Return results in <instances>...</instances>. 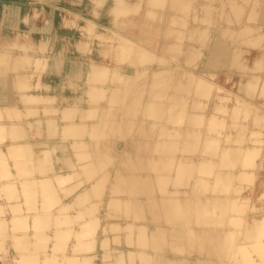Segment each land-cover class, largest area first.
<instances>
[{
	"label": "rangeland",
	"instance_id": "374dc122",
	"mask_svg": "<svg viewBox=\"0 0 264 264\" xmlns=\"http://www.w3.org/2000/svg\"><path fill=\"white\" fill-rule=\"evenodd\" d=\"M201 2H203V3L201 4ZM232 2L234 4L236 3L235 5H239L242 8H240L239 6H236L238 8H236V7L234 8L235 5L232 4ZM232 2H231V0H0V94L8 96L12 101L8 104H5V106H3L1 104V106H3V107L0 109V111L2 113V115H1L2 118L0 116V119H1L0 120V128H1L2 124L4 125L6 123L5 126H3V128L0 129L2 131V132H0V147H1L0 150H2L0 153L7 152V153H4L3 155H6L5 158H7V161H5V163L7 162L8 167L10 168V169H8V167L5 166V165H7L5 163H3L4 164L3 165L1 160H0V163H1L0 166L2 165L4 168L5 167L7 168V169L2 168L3 170L1 169L0 182H2L3 184L7 183L8 188H5V189L9 190L8 193L9 192L12 193L14 188L17 189V191L14 190V191H16V192H14V194L10 195V196L13 195L11 197V199H10V196L8 197V194H6L4 196V194L6 192L4 187H3L4 190L2 189V191H5V192H3L4 194L2 193V191L0 192V196L3 195V196H1V199H0V204L3 205V206L2 205L0 206L1 207L0 210L3 209L0 212V219L3 217L5 218V219L3 218L4 221H2V219L0 221V222H3L2 224H0V264H40L42 261L43 262L41 264H44V262H45V264H60V262H61V264H62V262L64 264H67L66 262H68V264H79V263L80 264H141L143 262L141 260V258L137 257V255H135V254L130 255L127 252L125 253L124 250L125 249L131 250L133 253H135L136 250H138V249H144L147 252H152L153 250H155V251H162L163 250L165 252V254L168 255V254H171L172 250L170 251V249H169V251H167V248H169L170 246L173 248L175 247V245H173V244H175L174 242L172 244L171 242L164 241V242H166V244L163 245L161 243V241H163L161 238V235H156V237L153 239L152 238H149V239L145 238V235L147 232V230H146L147 225L142 226L144 224L140 221V220H142V217H143V215L141 214L142 211L146 215H149V216L153 215L154 217L155 216L160 217L161 219L164 220L165 223L167 220H170L172 218L177 219V218L189 217L190 219L194 220V222L192 223L193 226H196V225L200 226V223L198 221L199 220L198 218H200L199 214L194 213V212L199 211V208L196 207V203L193 204L192 206H190L191 208H189L185 204L186 202L181 201V200L177 201L178 203H175L174 201L169 200V199L161 200L160 202H158L159 204L161 203L160 205L158 203H155L156 205H153V204H145V205L141 204L140 205V203L136 199L132 198V200H131V197L133 195L135 196L136 194L141 195V196L146 194V193L167 195L169 193L168 191L170 189L173 190L174 187H176V186L178 187V189H183V188L188 187V186H186L185 184L184 185L177 184L175 186L173 183H171V178L161 179V180L148 179V184L146 183L147 190L143 189V190L137 192L136 190H134L135 184L130 182V177H134L135 172L137 171V169H139L141 167V164H142L143 171H152L155 173H169V171H173L174 168H177L179 170L181 169V172L183 170L185 171V169H186V173H184V174H187L190 172V169L193 170L192 172H194V169H195L196 172H194V173L201 174L203 179H202V177L198 178L197 179L198 181L197 180L195 181L194 187H196V188L198 187L199 191H201L202 189L204 190V187H207V183L204 179L206 177L204 176V174L207 176V179L210 177L212 178V176L210 174L207 175L206 173H202V172H204V171L207 172L209 170L213 171V167L217 165V161H218L217 156H215L214 154L213 155L210 154V152L215 153L217 151H220L219 148L222 149V145L224 146V149L226 146L230 145L233 147H228L227 148L228 150H223L221 152L225 151V152L230 153L229 155H234V154L238 155L237 153L239 151H241V148L236 149L235 142L237 144V143H239V141L237 142L238 139L241 140L240 138L244 139V137H245V139L248 138L249 136L246 137L245 132L247 133V135L252 136V140L254 138H257L258 136L262 137V135H264L263 134L264 132L262 133L260 131L259 132L261 133V135H258V136H257V133H259L258 131L254 132L253 134H248L249 133L248 128H246L247 126H245L247 123L244 120H247V122H249L253 117L251 115L253 113H249V114L247 113L248 104H246L247 105V108L245 110L246 112H243V114H244V116H245V113L248 116L251 115V118H250V116L248 117L246 115V117L243 118L244 119L243 123H245V124L241 125V127L238 124L235 127L230 126V124H228V122L230 120L234 121L233 119L235 117H237V119H235V120H238V117L241 116V114L239 112L237 113V111H234L236 109H233V107H232V106H234V104H233L234 102H232V101H236L235 100L236 98L234 96H232L234 94V89H236L237 87L240 86L239 84H237L238 81H236V79L237 78H244L243 83L246 84L248 82L247 79H249L250 75L253 74L254 70H251L252 68H256V66H258L260 68H264V64H263L264 63V0H245V1L244 0H235V1L232 0ZM224 4H225V6H224ZM226 4L229 6H227ZM244 4H246V5H244ZM222 5H223V7H222ZM225 7H226L227 11L224 9ZM126 8H127V10L124 11V9H126ZM241 9H242V11H241ZM160 12H162L161 16L159 15ZM139 16H140V18L142 16L143 20H145V22L147 24H152L151 26H153V27H151L149 33H147L148 35L153 36L152 38L155 37L154 35L159 34V33H157L158 31L155 30L156 26H154V25L159 24L160 27H161V25H166V24H164L163 21H165V18L168 16L169 26H167V27H169L170 30L168 29L169 32H167V33H170L176 39L177 42L178 41L182 42V44H181L182 46L179 45L180 43H178V45L181 47V49L183 48L182 50L185 49L184 52L189 51L188 55L187 56L186 55L180 56L177 59V57H173L174 55L162 53L161 48L159 46L158 47L157 46L151 47L152 44H149V43L147 44L146 42H143V41L142 42L138 41V44L140 45L138 47L136 44L137 42L135 43L136 45H134V43L130 42L131 46L126 45V47H125V46H122V45H124V43L122 44V41H121V43L119 44L121 49L119 48V45H116L117 42L113 43V45H111L112 46L111 48H108V46H107L106 48L105 47H102V49L99 48L102 51H100L98 49L99 44L95 40V37L97 35H95L96 33L93 34L95 31L96 32H97V30L102 31L103 29L109 28L111 30L118 32L119 34L122 33L123 35H127L128 31L125 28L127 26L126 25V23H127L126 19H128V21H129L130 18L134 19L135 17H139ZM233 17H235V18H233ZM121 20H123V21H121ZM88 21H89V24H88L89 26L86 25L88 23ZM223 21H225V22H223ZM252 21H254L255 23ZM250 22H251V24H250ZM81 24H83V26L85 25L84 29L80 28ZM257 24L259 25V28L253 27V26L258 27ZM244 25L246 27H244ZM251 25H252V27H251ZM87 26L90 27V29L89 28L87 29L86 28ZM237 26L238 27L241 26V28H243V29H241L240 27L238 28ZM137 27H140V26H137ZM238 30H240L239 33H238ZM78 31H79V33H78ZM91 31H92V33H91ZM241 31H242V34L244 32V34H243L244 36L239 35L241 33ZM236 33H237V35H236ZM79 34H81L80 38H79ZM188 35H190V37H188ZM238 35L240 36V38L242 40V42H240L241 44H239L240 39L237 37ZM217 36L220 38L217 39ZM242 37H244V38H242ZM174 38H172V39H174ZM248 38H250V39H248ZM79 39L82 41V43L83 42L84 43L83 44L81 43L80 45H78V43L76 44V42L74 43V40L80 41ZM218 40H221V41L223 40V42L225 43L224 44L222 42V45L224 44L223 48H225V50L228 51V54H227V56H222L221 53L217 54V59L219 61H223L224 62L223 64H226V65H222V66H211L210 64H208L207 66L203 65L202 60L206 59L207 55H208V57L211 56V54L209 53L211 42L213 45L212 47L215 50L217 48V45H218V47L220 46ZM254 40L256 41L255 44L253 43ZM257 40H258V42H257ZM251 41H252V43H251ZM108 43L106 42V44H108ZM158 44H159V42H158ZM189 44H191V45H189ZM132 45L135 46V49H134V46H132ZM144 45L147 46L146 49H145ZM109 46H110V43H109ZM113 46L114 47L116 46V48H114ZM117 46H118V48H117ZM127 46H129V47H127ZM141 46L144 48H142ZM136 47H137V49L140 47L141 50L140 49L137 50ZM103 48H105V50H103ZM107 48H108V51H110V52H107ZM133 49L140 51V53L144 52V55L138 53L139 56L142 55L141 58H139L137 52L134 51ZM142 49L147 51V53H149V50H150V53H149L150 55L149 54L145 55L146 52L143 51ZM98 50H99V53H98ZM111 52H115V55H114V53H111ZM151 52L155 56L154 57L155 61H156V58L158 60V58L160 57L161 58L160 60L166 59L171 64H169V62H167L166 60H165L166 62L164 61L163 63L162 62L159 63V60H158V61H156L157 62L156 63L154 61V59L151 57V55H152ZM159 53H161V55ZM29 54H35V55L40 56V57L35 58V60H37L35 63L36 65L34 63H32V61L30 62L29 57H28ZM184 54H186V53H184ZM197 54H198V56H197ZM147 55L150 57H148ZM41 57L42 58L44 57V58L42 59ZM45 57H46V60H45ZM135 58H137V59H135ZM149 58H152L155 63H153V61H149L150 60ZM182 58H184V60H182ZM143 59L146 61V63H144ZM42 60H43L44 64L42 63V66L41 65L39 66V64H41V63H39V61L42 62ZM138 60H140V61H138ZM237 60L241 61L242 66L240 68H243V69H241V70H239V69L230 70L228 72V75H227V73L225 71H228V69H227L228 66L234 65ZM135 61L140 62V64L144 63L143 69H141L143 71V77L141 75L138 78H134L133 80H131L132 82L131 81H124V80H121L122 78L117 74V72H114V71H116V69H120L122 67L124 69L132 68V67L135 68L137 66ZM172 62H174L176 65H178L180 67L188 69L189 71L197 72L198 70H202L201 72L199 71L200 72V78L199 79H200V81H202L201 84H199V82H200L199 80H197L198 81L197 83L195 82V85H196L195 89L198 91L201 90L202 93L201 94H198V93L195 94L194 93V95L190 98H193L195 95H200L201 100H202L200 110H202L204 108L203 109L204 114H203V112L200 113L199 109H197V111L195 110L196 115L190 114L187 111L192 108L194 102H192V101L190 102L189 98L180 97V95H179V97H176L173 94H170L172 92V90H171L172 82L167 81V79L169 80L170 77L171 78L173 77V70L171 69L173 67ZM90 63H92V64L97 63L98 66H101V68H99L97 70L98 74H96L97 73L96 69L93 70L92 74L91 73L87 74L88 68H89L88 66ZM194 63H196V65H194ZM230 63H234V64H230ZM153 66H158V67L164 66L165 67L164 70L168 67H170V69L167 71H164L163 68L160 67L162 69V71H160L161 69H159L158 70L159 73L157 72L158 74H156V77L154 75L153 78L150 79L147 75H149L148 72L151 70V68H153ZM37 67L39 68L40 73L44 72L43 73L44 76L41 75L42 73L41 74L38 73V75L39 76L41 75V77L37 78V76H38L37 71H39V70H37L38 69ZM42 67L44 69H40ZM94 67H95V65H94ZM102 67L104 69H102ZM223 67L226 69H222ZM30 69H33V72ZM256 71H258V70H256ZM89 72H90V70H89ZM223 73L224 74L226 73V76L231 75V76H229V78H231V80H227V77ZM25 74H27L28 76L26 77ZM115 74L119 77L118 79H117V76ZM232 74L234 75V77H232ZM242 74H245V75H243L244 77L242 76ZM246 74L249 77H247ZM24 75H25V78H24ZM108 76L111 77V79H109ZM202 77H205V81H203V79H201ZM252 77H253V75H252ZM100 78L101 79L108 78L109 79L108 84L111 87L108 84H107L108 87H106L108 89L103 88V87H96L97 84L103 83V81H101ZM37 79H41V80L37 81ZM196 79H198V75H196ZM240 80L242 81V79H240ZM244 80L247 82H244ZM252 81L248 82L249 84L251 83L250 84L251 88L254 87L257 90L259 89V91L261 89L262 90L261 92H264L263 91L264 89L259 87V85L262 87L264 86L263 85L264 82L261 85V82L264 81V79L261 82H259V84H257V86H256L257 88L254 86V82H252ZM36 83H37V86H36ZM203 83L205 86H203ZM239 83H241V82H239ZM243 83L240 86L241 88L243 86ZM31 84L35 85V87L34 88L30 87ZM39 84L40 85L42 84L41 86L43 88H39L38 87V86H40ZM45 84H47L46 85L47 89L45 88ZM129 84L131 86H129ZM197 84H199V86L202 85L203 87H199ZM249 84L247 86H249ZM125 85H127L128 87ZM237 85H239V86H237ZM245 86L246 85L243 86L245 89L249 88L250 90H252L250 88V86L248 88ZM51 87H52V89H51ZM41 89L42 90L51 89L50 94L54 95V93H56L57 95H56V97H52V98L48 97V94H46L47 96H35V97L27 95V93H29L28 91H32V90L36 91V90H41ZM190 89L191 88H189V91L185 90V92L187 91L186 92L187 94L184 92V94L187 97L192 95V90H190ZM219 89H222V90H219ZM46 90H44V91H46ZM148 90H149V92H148ZM217 91H219L218 92L219 95H216ZM220 91H222V92H220ZM224 92H226L227 94L226 93L225 94L229 95L230 98L228 96H226L224 94ZM222 93L225 95L224 96L225 98L226 97L228 98V99L226 98V103H224L222 101L224 99L220 100V97L223 98ZM44 94L45 93H43V95ZM146 95H148L147 100L148 99H150V100H153V99H160L161 100L162 99L163 101H165V104L167 107L169 106V104H168L169 101L176 100L175 104H177V106H178L177 108L179 109V111H178V109L175 110L171 107V105L173 106L175 104H170L169 107H171L172 109L169 107L164 109V107H162L157 111L151 109L149 107V105L147 106L146 104H145V108H142V106H140V103L141 102L144 103ZM220 95H222V96H220ZM217 96H220L219 101L221 103L220 102L219 103L221 105L218 103ZM72 97L73 98L76 97L78 99L81 98L82 100L84 98L85 100L82 101L81 106H80V104H79V106L78 105L77 106L81 107V108H83V106H84L86 109H83V111L79 110V109L76 110V108H77V106H76V108H73L74 110L73 111L71 110V112H68L69 110L67 112H65L66 110L60 111L58 109V107L66 104L65 103L66 100L67 99H73ZM119 98H121V101H122L121 102L122 104H120V106H123V107L127 106V108H131V109L134 108L135 111H137V110L141 111V109H143V111L145 110L144 113L147 116L146 118L153 119V120H155V122H158V123L160 122L159 120L163 119L164 117L169 116V112L173 113V114H175V117L177 116L174 119L175 123L173 122V127H171V129L169 128V130L165 129V127H162V126L157 127V125L153 126V127L151 125H149V127H147V128L132 127L131 129H129V126H127V124L118 125L119 123L114 118V112L109 114V111L106 110L108 112V114H107V112L104 110L103 112H106V113H102V112L98 113V115L96 117L90 116L89 113L92 110L89 111L87 108L94 107V105H93L94 103H96V102L98 103L99 101L101 103L102 101H104V102H102L104 104L101 103L102 106L109 107L111 105L113 106V104H114V106H117L119 104V102H118ZM227 100H228L229 104L227 103ZM229 101H231L232 103ZM138 102H139V104H137ZM215 102H217V103H215ZM54 103H57L56 107L54 106ZM107 103L109 105H107ZM125 103L128 104L129 106L125 105ZM214 104L215 105L218 104V105H216L217 109H214V108H216V107H214ZM101 105L98 104V106H101ZM243 105H245V104H243ZM246 105H245V107H246ZM235 106H236V102H235ZM259 106L264 110V106H262L261 104H259ZM175 107H176V105H175ZM186 107L188 109H186ZM231 107L233 110H230ZM124 108L127 109L126 107H124ZM117 109L119 112L120 109L119 108H117ZM168 110H171V111H168ZM228 110L231 112H229ZM112 111H114V107H113ZM176 111H178V112H176ZM167 112H168V115H167ZM198 112L200 113V115H198L200 117V120L197 116ZM209 112H211V115H212L210 117H208ZM233 112H234V114H231ZM201 114H203V115H201ZM193 115L195 117H197L196 120H198L199 123H197V124L195 123L196 124L195 125L193 122L191 125L190 124L191 121H190L189 122L190 129L192 130V128H193L195 132H193V133L191 132L189 134L185 133L184 130H182L180 127V126H183L181 123H183L184 120L190 119ZM233 115L234 116L236 115V116L233 117ZM169 117H167L169 119L168 121L170 123H172L174 116L172 118H169ZM231 117H233V119ZM34 118H36V126L39 127L42 124L41 127H44V130H42L41 127L36 128V126L35 127L31 126L28 123V121L33 120ZM72 118L74 119V121L76 120L77 122L79 121V122H86V124L88 123L86 125V127H84L88 131L86 133V135L80 134L82 132L81 129H79L81 131V132L79 131L80 133L78 132L79 134L78 133L72 134L71 130H73V129L76 130L77 128L69 129L68 127L66 128L65 126H63L64 122L71 121ZM48 119H52V120L56 119L59 121L60 125H56V124H54V122H53V124L47 125L46 123H47ZM92 119L96 120L97 123H92L91 122ZM248 119H249V121H248ZM179 120L181 121V123L179 122ZM187 121H189V120H187ZM223 121H224V123H223ZM206 123H210L212 125V127H209V124L207 126ZM261 123H262V121H261ZM22 129H23L25 138L21 137V135L17 136V134H15L17 131L22 132ZM164 129L166 130V132H164L165 131ZM200 129H202V131ZM161 130L163 132H160ZM132 131H135V134H133V136H131V137L136 139L138 144H134V145H136L135 147H137V148L135 151H131V152H135V153L130 152V154L141 155L142 153H147V154H150V155L155 156V157L150 156L149 159L147 157L148 160L146 158L143 159L142 161H140L141 164H139V165H136V163H137L136 160H134V161H132V163H130L131 161L127 160L125 155L123 156L124 159L121 157L120 160H118V157L121 155L122 152L117 153V150L115 148L121 147L122 144H123V147L130 146L127 144V140L129 139V137H130L129 135L132 133ZM197 131L199 133L196 134ZM219 131H222L225 133L227 132L230 134L227 136L228 138L226 136L223 137L225 140H227V141H225L226 145L223 142H221L222 136H221V134H218ZM58 132H60V135H57ZM68 132H70V133H68ZM163 133H166V134L164 135ZM169 133H171L172 135H169ZM109 134H110V138L113 139V142H111V139L108 136ZM254 134L256 137L253 136ZM187 135H190V136H187ZM29 136H32L33 140L39 138L38 136L43 137V138L45 136V138H47V139H58L59 144H57V145H53V144L37 145V144H34L33 147L35 149V154L37 152L39 153V154L37 153V156L39 155V157L36 156L32 159V160H35V163H34V161L32 162L29 159L26 160L27 158L25 159V157H24L25 155L29 156L28 154H30V152L29 153L26 152L24 155L21 154V152H20L21 150L23 151L25 145L28 146V144H26L25 141L27 138H29ZM84 137H86L87 139H91L94 142V144L96 143V145L93 144V147H91V149H90L91 151L89 150L87 145H84V147H83V145H81V147H79V145H77L76 143L73 144L78 139L84 138ZM250 137L248 139L250 141H252L250 139ZM260 137L258 138V140L261 139ZM105 138H107L109 142L108 141L106 142ZM177 138H181V140L178 142L176 140H169L168 143L166 142L165 144H163L166 147H173V150H171V151L167 150L168 152L157 148L158 143L153 140V139H156V140H158V139L165 140L166 139L167 140V139H177ZM236 138H237V140L234 141V139H236ZM187 139H188V141H187ZM199 139L201 141H199ZM103 140L105 143L101 144V141H103ZM139 140H141V142H139ZM262 140H264V137H262ZM185 141L187 143L190 142L192 146H196V147L210 146L206 150L208 154L212 155L209 157L210 162H208L209 158L208 159L205 158V160L202 157L200 158L199 155H203V153H197L198 156H195L196 157L195 159L190 158V157L189 158L187 157V159H186V157L183 158L181 155L189 156L183 150L179 149L180 147H183L185 145V144H182ZM261 141L260 142L258 141L260 144L257 142V140L253 141L254 144H253V142H248L250 144L252 143L251 144L252 148H254L257 143L258 144L256 145V147L262 145V147L259 148L261 150V152H259L260 150L258 151V148H255L253 150L252 149H246V152L243 149L244 151L242 150L240 153V154H243V156L241 155L239 157V159L238 158L236 159L238 161L240 159L245 160L246 158H248V159H250L249 161H248V159H246V161L248 163L241 161V160L240 161L243 163H240V161L235 162L236 160L234 161V159H232L235 162L233 164L237 165L236 168L239 167L238 163H240V165L242 164L243 167H244V165L247 164L246 167H244V170H248L249 168L252 169V167H253L252 165H254V167H255V165L257 163H260V164H257L258 166L261 165L262 163L264 164V149H263L264 148V146H263L264 141H262V143H261ZM250 144H248V145L250 146ZM61 145L63 146V149H62ZM197 145H199V146H197ZM220 145H221V147H220ZM27 146H26V148H27ZM104 146L109 148V150L108 149H106V150L102 149V147H104ZM22 147H23V149H22ZM42 147H46V148L51 147L50 149H46V150L52 151L51 153L53 156L51 157V160H50L51 162H47V160H46V163H50V164H48L49 166L52 165L50 168L53 167L52 169H54L56 171V174H62L64 172L67 174L66 176H68V173L73 169L72 167H70L69 164H71V162L73 161L72 163H75V164L77 163V164L82 165L81 167L78 168L81 171V173H79V176H78L79 170L77 172V169H76L78 178H80V176H81L80 174H83L81 177H83V180L85 182H88V181L91 182V178H92V180L95 179L97 181L93 180L94 183H93V181L91 183L90 182L89 183H82L85 185V187H89L90 189L89 188L86 189V192H84L83 190L81 192V189H80L78 191V194H77V191H74V190L70 191V193L67 192L65 194V196L60 198L61 201H59L60 199L57 197L56 198L52 197L53 196V195H51L52 192L50 193V196H49L48 192H49V190H52V189L48 188L49 190L47 191L46 190L47 186H44L45 184L40 185V183H42V182H39V180L41 178H43L44 176H46V174H48L46 171L49 168V166L47 167L45 165V167H46V171H45V169H43L41 167L45 163V162H43V161H45L43 159L44 158L47 159V157L44 156V158H42V155H40V153H42V154H45V152L48 153V151H46L45 149L40 150V148H42ZM174 147H176V148H174ZM8 148H9V150H8ZM111 148H114L116 150L115 151L116 157H113V153L110 150ZM215 148L217 149V151H215ZM27 149H30V148H27ZM87 149H88L89 155L91 154V157L93 156L92 159L94 161L93 160H92L93 162L90 161L91 163L89 162L87 157H86V159L83 158L84 156L88 155V153L86 154ZM208 149H209V151H208ZM213 149H214V152L212 151ZM30 150H28V151H30ZM32 150H31V153L34 152ZM80 150H83V151H80ZM255 150H256V153H255ZM24 151L22 153H24ZM201 151H202V149H201ZM229 151H231V152H229ZM249 151L252 153L254 152V154L250 153L249 155H253L256 157L245 155L246 153L248 154ZM8 152H9V154L13 153V155H14V156L11 155V157H12V159L10 157L11 161L8 159V157L10 156L8 154ZM19 152H20V154H19ZM232 152H236V153H232ZM167 154H169L170 156H168ZM3 155H0L1 156L0 159L2 157H4ZM20 155H22V158H20V161H19L18 158L20 157ZM165 155H167V156H165ZM172 155H173V157L175 155V158L172 157V159H171ZM13 157H15L17 159H15ZM166 157H168V159H166ZM169 157H170V159H169ZM197 157L199 158L198 162H197V160H198ZM38 158H40V159L42 158L41 161ZM70 158L72 161L70 160ZM212 158H214L215 160L214 161L211 160ZM251 158L254 161L251 160ZM22 159H24L26 161V163L28 162L31 165V167L29 164L25 165V161ZM193 159L195 160L196 166L192 162V161H194ZM12 160L16 164L19 162V164L15 165V166H18L21 164H24L25 166L23 165V167H22V165H21L22 168L21 167L14 168V166L12 165V164H14V163H12ZM14 160H16V162ZM36 160H39V161H36ZM67 160H69L70 162ZM200 160H203V161H200ZM232 160H231V162H233ZM250 161L252 162V165H251ZM39 162L43 165H41ZM126 162H128V163H126ZM182 162H184V163H182ZM188 162H192V164L188 163ZM201 162H203V163H201ZM211 162L213 163V165L215 162V165L212 166ZM227 162L230 163L228 160H227ZM119 163L121 166L119 165ZM93 164H94V166H93ZM179 164H181V165H179ZM113 165H115V166H113ZM126 165L130 166L132 169H130L126 172V169H127ZM188 165H190L191 167H189ZM230 165H232V164L230 163ZM28 166H29V168H32V166H34L33 167L34 168L33 175H31L30 171L25 172V171H27ZM36 166H37V170H36ZM112 166H113V168L117 166V169L120 167L118 169L120 172L117 169L116 170L112 169L116 172V173H112V170L110 169V168H112ZM183 166H184V168H182ZM202 166H204V167L202 168ZM66 167H68L67 170H66ZM19 168H21L22 170L25 168L26 170L24 169L22 171ZM38 168H40L41 171ZM94 168H96V169H94ZM231 168L227 167L226 169L232 170L234 173L233 175H231L232 173L229 170H227V171H229L230 175L228 174L226 176L227 173H225L222 177L221 175H218L216 173L215 176L218 179L217 181L215 179H211V178L208 180H209L210 184L211 183L215 184L214 186H216L217 185L216 183H218V181H219V185L221 186L222 185L221 183L223 181H224L223 184H225L228 179L233 178L234 180L233 179L232 180L235 181L237 179L240 180L241 177H243L240 181L243 182V180H244L245 183H247L248 185L245 187H242V188L240 187L241 188L240 191H237L240 188L236 189L235 192H233L234 190L229 191L231 195H232V193H233V195H235L237 193L235 196L239 195V197L242 198V200L239 199V197H235V198L232 197V200H230L231 198H224V199L223 198L222 199H217V198L215 199L214 198V199H211L212 202H211V200H209L211 202L210 204L212 205V207L209 205L212 208V209L211 208L210 209L211 210L215 209V210H213L214 212L216 211L215 213L231 211V210H237V211L241 210L243 213V211L244 210L246 211L248 209L249 205H251V203H253V202H255L258 205L263 204L264 203V183H263V181H264L263 176L264 175L261 176L262 182L260 181V178L254 182V179L256 178L254 176V174H252V173L251 174H244V172H243V173H238V175H237V173L235 174L234 169H231ZM84 169H85V171H84ZM4 170H6V171H4ZM35 170L37 172H35ZM197 170H198V173H197ZM2 171H4V173H6V174H4V178L2 177V175H3ZM14 171H16V172H14ZM58 171H60V172L58 173ZM88 171H89V173H87ZM24 172L26 174H24ZM51 172H53V171H51ZM73 172L75 173V170H73ZM9 173L13 174L15 176L11 175L12 176L11 177ZM64 173L62 174L63 176H65ZM123 173H124V175H123ZM258 173H261L260 170L258 171ZM7 174L9 176H7ZM213 174L214 173H212V175ZM243 174L245 176H243ZM62 175L58 176L59 179H60V177L62 179V177H63ZM234 175H235V177H234ZM248 175H249V177H248ZM251 175H252V177H251ZM6 176L10 177L11 179L7 178ZM218 176H219V178H220V176L222 178H220V180H219ZM227 177H228V179H227ZM236 177H237V179H236ZM37 178H38L39 183L36 180ZM76 178L72 177V179L69 180L67 183H62V182L60 183L58 180H55V182L53 184L54 188H55V186L57 188H59V187L64 186V185L65 186L70 185L71 183H73V181ZM87 178L88 179L90 178V179L88 180ZM186 178H187V176H186ZM250 178L252 179V181L249 183L246 182V179L250 180ZM1 179H3V180H1ZM13 179H15V180H13ZM23 179L24 180L26 179V182ZM109 179L110 180L112 179V182L109 181ZM11 180H13V181H11ZM19 180H20V182H19ZM31 180H35V183H33V185L35 184L34 189H36V193H35V197H33V199H31L32 196L31 197L27 196V197H29L32 201L36 202V204H35L36 207H37V204H39V202H42V201H44V199H46L45 202H42L38 206L41 207V212L48 211V212H50L49 217L52 216L49 220L50 222L49 223L47 222V225H45L46 222L45 223L42 222V224H41L42 226H40L39 228L37 227L38 230L35 229L33 226H35L37 224L40 225L39 222L41 223V221H38L37 224L34 222V225H33V223L30 220V216H29L30 210L26 211L27 209H25V208H28V207L26 205H25L26 207L23 206L24 205L23 202L24 201L26 202L27 199L28 200H30V199L26 198V196H24V201L22 200L23 194L25 195V194L29 193V195H31L32 192L34 191L32 188ZM182 180H184V178H182ZM7 181H9V182H7ZM23 181L25 182L26 185L29 184L30 186L23 185V183H24ZM2 183H0V184L2 185ZM20 183H22V184H20ZM227 183H229V182H227ZM9 184L11 185V187ZM88 184H90V185L88 186ZM140 184H145V183L139 182V185ZM7 185L5 184V186H7ZM71 185H74V183ZM21 186H22V188L24 187V189H22ZM43 186H44V188L46 187L45 190H44V188L42 189ZM70 186H68V187H70ZM51 187H53V186H51ZM221 187H226V186H221ZM27 188L29 191L25 190ZM10 189H13L12 192ZM19 189L20 190L22 189V191H20ZM0 190H1V188H0ZM38 190H40L41 192L40 191L38 192ZM43 190L45 191V193ZM60 191L57 190V194L59 196H60V194H62V191H61V193H60ZM179 191H181V190H179ZM53 192L55 195L56 193L54 190H53ZM87 192H88V194H86ZM198 192H197V194H200V192L199 193ZM40 193L41 194L43 193L44 197H43V194L40 195ZM201 193L202 194L205 193V195H207V194L211 193V190L206 189L204 192H201ZM74 194L75 195L77 194V195L75 196ZM81 194H83V195H81ZM85 194H86V196L90 195V199L95 200V201H91V203H90L88 200H85L86 199ZM15 195H19V196L22 195V198L20 200H17V199L15 200V198H16ZM32 195H34V193ZM38 195L42 198H40ZM241 195H243L247 199H245L243 196L241 197ZM36 196H37V200L34 199V198H36ZM71 196H72V198H71ZM81 196H84V198ZM25 198H26V200H25ZM51 198H53L54 200ZM48 199L52 202V204H51V202H49ZM56 199H58V200H56ZM129 199H130V201H129ZM225 199H227V201ZM222 200H225V201H222ZM235 200H236V202H234ZM239 200H241V201L238 202ZM56 201L58 203L55 204ZM64 201L66 202L65 204L63 203ZM67 201H68V203H67ZM83 201L86 203H84ZM231 201H233L232 203H235L232 206H234V207H236V205L238 206L236 209H233L230 206ZM242 201L246 202V203L244 202V205L247 204V207L245 205L246 209H243L244 206H243V204H241ZM18 202L21 203L19 205H21V208H22V212H21L22 217L20 216L22 219L16 218V217L14 218V216L17 215L19 217V215H20L18 213L20 211V208H19L20 206L18 207L19 208L18 212H16V213L13 212L14 209L16 208L15 206ZM81 202L83 204H81ZM163 202L166 205L163 204ZM217 202H220V204H218ZM7 203L9 205H7ZM88 203H90V204H88ZM11 204L15 207V208L11 207L13 210H11V208H9V206ZM26 204H28V202H26ZM63 204L65 205V207H63V209H62L60 207V205L62 206ZM67 204H69L68 205L69 207L66 206ZM85 204H86V206H85ZM87 204H88V206H87ZM70 205H73V206H71L72 208H70ZM82 205H84V206H82ZM221 205H223V207ZM241 205H242V208H240ZM80 206L84 210H80L79 209ZM184 206L186 208H188V210L192 211V213L191 214L188 213L187 215L180 213V212H183V210L186 211V209H184L185 208ZM76 207H78V209H79V210L77 209L79 211L78 213H77V210L75 209ZM181 207L183 208V210L180 209ZM42 208H44V209H42ZM164 208H166V209H164ZM23 210H25V211H23ZM37 210H38V207L35 208L34 211L36 212ZM57 210L62 211L63 215H60L61 212L58 213ZM11 211L14 214V215L12 214V217L14 220L13 219L10 220L11 213H12ZM63 211L64 212L69 211L67 213L68 214L70 213L71 215H73L71 217H72L74 224L76 226L75 225L73 226V223H67V222H66L67 225H64V223H65L64 221L63 222L59 221V219H61V218H62L61 220L71 219V217L68 218L70 216V214L68 217L67 216L64 217L66 212L64 213ZM24 212H26V213L29 212V214H28L29 218H27V219L23 218L24 217L23 215L26 214ZM51 213L54 215H51ZM67 213H66V215H68ZM81 213H84V214H81ZM242 213L239 214V216H238L239 218L235 219L236 221H230V226L233 228V230H232L233 233H234V231L236 232L237 230L241 231L242 224H240L238 222H241V218H242V216H244V214H242ZM78 214H81V216L78 217ZM126 214H128V215L126 216ZM55 215L56 216L60 215L61 218H60V216H58V218H55ZM113 215H114V218H113ZM218 215H219V217L221 216V214H218ZM222 215H225V214H222ZM25 216L27 217V214ZM83 216L85 219H88V220H90L89 217L92 218L91 220L96 219V224L89 223L90 221H88V222H85L86 224L84 223L83 225L79 226V228L82 226H84V227L77 230L78 225H79L78 218H79V220H80V218H81V220H84ZM87 216H89V217H87ZM130 216H132V218ZM213 216H216V215L213 214ZM63 217H64V219H63ZM93 217H95V218H93ZM124 218H125V220L127 218L128 219L131 218L130 220L136 221V222H134L135 225L133 224V222L132 223L130 222V224L125 222L124 225L127 224V226L131 225L132 227H137V231H134L133 229H131L132 235L135 234V236H134V237H136L135 240L129 241L128 243L123 244L124 239H129L131 236V231L126 228L127 226H123V228H124L123 229L122 228L123 223H122V225H121V223H119V219H124ZM15 219H17V220H15ZM19 219H20V222L22 220V223H24V222L32 223L31 224L32 226L30 225L28 227V229H26L25 227H22L23 229L19 227L20 228L19 229L17 226L22 224L19 222ZM12 220L17 221V223H19V225L13 224L16 222H12ZM109 220L111 221V224L108 223ZM115 220H116V222H118L120 224V226H121L120 229L118 226L119 224L114 222ZM105 223H106V225H105ZM136 223H138V224H136ZM11 224H13L14 226ZM43 224H44V226H43ZM103 224L105 226L108 225L107 229H106V234H105V236L107 235V237H105V239H103L104 241L103 240L100 241L102 243V245L99 242H97L99 246L96 248L95 245H93V246L90 245V242L87 239H89L93 236L92 231H93L95 225H97V227H99ZM112 224H113V226H112ZM69 225L73 226L72 227L73 229H71V227H69ZM139 226H140V228H139ZM57 227H59V228L63 227V228H61V231H60L59 228L57 230ZM64 227H68V228L64 229ZM75 227H76V229H75ZM87 228L91 231H89ZM121 228H122V230H121ZM31 229H33V230H31ZM74 229H75V231H74ZM76 230L78 231L77 232L78 235H76ZM30 231L33 232V236L30 233ZM34 231H36L35 232L36 235H34ZM40 231H41V235H38V234H40ZM67 232H69V233H67ZM89 232H91L92 235L89 234ZM42 233L45 234L46 239L42 238V235L44 237V234H42ZM63 233H64V235H63ZM80 233H82V235ZM188 233H190V232H188ZM46 234L50 235L52 238H49V237L47 238ZM83 234H84V236H83ZM186 234L187 233H182V235L179 236V238L180 239L183 238L184 242H186V241L189 242L191 240L190 243H192V244L190 245V243L187 244V242H186V245L184 246L181 243L178 245V249H180L182 251V248H185L187 250H193L194 248H196L197 251L199 252V250L202 247L200 245H202L204 242V234L202 235V234L196 233L194 235V238H192V236H193L192 234H191V236L189 234H187V235ZM28 235H29V237H27ZM86 235H88L89 237L87 238ZM218 235L220 236L221 233L218 231H214V230L212 231V233L209 232V235H208V233L206 235V237H207L206 241L209 244L211 251L217 252V253H223V252L231 250L233 247L232 246L228 247L229 243H231V242L228 241L229 242L228 243L227 240L223 241V239H218L217 238V237H219ZM25 236H26V238H25ZM125 237H127V238H125ZM27 238H29V240L32 238L34 241V242L32 241V243H34V244H31V241L25 242L26 240L28 241ZM40 238H42V239H40ZM82 238H83V240H82ZM108 238H110V239H108ZM184 238H185V240H184ZM186 238H188V239H186ZM84 239H86V243H85ZM79 241H81V242H79ZM82 241H83V243H82ZM23 242H25V244H23ZM70 242L72 244H74V242H75V244L73 245L74 247H72V244ZM77 242L79 244H77ZM104 242H105V244H104ZM28 243H29V245H28ZM92 243L94 244V242H91V244ZM69 244H71V245H69ZM67 245H69V246H67ZM64 246L65 247L67 246V247L64 249ZM95 248L97 251V256L92 257L91 252H95ZM109 248H111V249H109ZM173 248H171V249H173ZM72 249H75V251L74 250L72 251ZM116 249H118V251ZM119 249L123 253H121ZM62 250H64V252L66 250V252H65L66 254H64V252ZM44 251L48 252L47 254L49 256L47 254L46 255L48 257H50L51 261H48V259H47L48 257L44 255L45 254ZM86 251H87V253H89V255L91 257L88 255H86V256L84 255V254H87ZM50 252H51V256H50ZM77 252H79L78 254L80 257L77 254H75ZM81 252H83V253L81 254ZM120 253H121V255H120ZM24 254L25 255L27 254L28 257L24 256ZM61 254H62V257L64 255V257H63L64 259L61 257ZM67 254L68 255L70 254V257H68V256L65 257V255H67ZM74 255H76V256L73 257ZM82 255H84V256H82ZM43 256L45 257L46 260L43 258ZM71 256L73 257L72 259H71ZM212 256L215 257V254H213ZM51 257L54 260H52ZM77 257L79 259L80 258H82V259L79 260ZM85 257L87 259H85ZM146 257H147L146 261H148V264H163L160 261L162 258L156 259V257H154L153 255H147ZM19 258H21L20 261H19ZM39 258L41 259V262H40ZM27 259H28V261H30V263L27 261ZM83 259L85 261H83ZM22 260L25 261L26 263L23 262ZM76 261H77V263H76ZM191 264H197V263H191ZM256 264H264V256H263V258L261 257L259 262H257Z\"/></svg>",
	"mask_w": 264,
	"mask_h": 264
},
{
	"label": "bare ground",
	"instance_id": "6f19581e",
	"mask_svg": "<svg viewBox=\"0 0 264 264\" xmlns=\"http://www.w3.org/2000/svg\"><path fill=\"white\" fill-rule=\"evenodd\" d=\"M235 1V0H234ZM245 1V0H244ZM205 2V1H204ZM231 2H232V0H231ZM203 2H201V4H202ZM231 4V3H230ZM232 4H234L233 2H232ZM236 4V3H235ZM234 4V5H235ZM238 4V3H237ZM227 5V4H226ZM244 5H246V4H244ZM250 5V4H249ZM224 6H225V4H224ZM227 6H229V5H227ZM233 6V5H232ZM236 6H239V5H235L234 6V8L236 7ZM222 7H223V5H222ZM240 8H242L241 6H239ZM236 8H238V7H236ZM249 8V7H248ZM129 9V8H128ZM223 9V8H222ZM226 11H227V9H226V7L224 8ZM229 9V8H228ZM127 10V8L126 9H124V11H126ZM234 10V9H233ZM241 11H242V9H241ZM232 12V11H231ZM161 13L162 12H160L159 13V15L161 16ZM230 13V12H229ZM250 14V13H249ZM248 15V14H247ZM246 15V16H247ZM234 16V15H233ZM224 17V16H223ZM233 18H235V17H233ZM225 19V18H224ZM237 19V18H236ZM127 20V23H126V29H127V31H128V34L127 35H123L122 33L121 34H119L118 32H116V31H114V30H111V29H109V28H106V29H103L102 31L101 30H97V32L95 31L93 34H95V35H97L96 37H95V40H96V42L99 44V46H98V49L99 48H101L102 49V47H107L108 46V48H111L112 46L111 45H113V43H115V42H117V44L116 45H119L120 43H121V41H122V44L124 43V45H122V46H125L126 47V45H129V46H131L130 44L131 43H134V45H136L137 44V47L138 46H140L139 44H138V41L139 42H146L147 44L149 43V44H152L151 45V47H160L161 48V51H162V53H167V54H169V55H174L173 57H177V59H178V57H180V56H187L188 55V53H189V51L187 52H184V50H182L181 49V47L180 46H182L181 44H182V42H177L176 41V39L170 34V33H167V32H169L168 31V29L170 30V28L169 27H167V26H169V19H168V16L165 18V21H163L164 22V24H166V25H161V27L159 26V24H157V25H154V26H156L155 27V30L156 31H158L157 33H159L158 35H154L155 37L154 38H152L153 36H150V35H148L147 33H149V31H150V29H151V27H153V26H151L152 24H147L146 22H145V20H143V18H142V16H141V18H140V16L139 17H135L134 19H132V18H130L129 19V21H128V19H126ZM228 20V19H227ZM121 21H123V20H121ZM87 22V21H86ZM223 22H225V21H223ZM252 22H254V21H252ZM146 23V24H145ZM255 23V22H254ZM86 24V23H85ZM89 24V21H88V23L86 24V25H88ZM141 24V25H140ZM144 24V25H143ZM250 24H251V22H250ZM124 25V24H123ZM256 25V24H255ZM258 25V24H257ZM83 26V24H81L80 25V28H85L84 26ZM89 26V25H88ZM86 27L87 29L89 28L90 29V27ZM137 26H140V27H137ZM167 27V28H166ZM223 27V26H222ZM238 27V26H237ZM240 28H241V26H239ZM238 27V28H239ZM244 27H246L245 25H244ZM249 27V26H248ZM251 27H252V25H251ZM253 27H256V28H259V25H258V27L257 26H253ZM250 28V27H249ZM241 29H243V28H241ZM240 29V30H241ZM253 29V28H252ZM251 29V30H252ZM255 29V28H254ZM240 30H238V33L240 32ZM250 30V29H249ZM90 31V30H89ZM155 31V32H156ZM154 32V31H153ZM78 33H79V31H78ZM91 33H92V31H91ZM243 34H244V32H243ZM242 34V31H241V33L239 34L240 36H242L243 35ZM94 35V36H95ZM153 35V34H152ZM171 35V36H170ZM236 35H237V33H236ZM235 35V36H236ZM237 36L239 39H240V41H239V44H241L240 42H242V40H241V38H240V36ZM244 36V35H243ZM81 37V34H79V38ZM188 37H190V35H188ZM246 37V36H245ZM172 38H174V39H172ZM181 38V37H180ZM220 37H218L217 36V39H219ZM237 38V39H238ZM242 38H244V37H242ZM248 39H250V38H248ZM76 40V39H75ZM74 40V43L76 42V44L78 43V45H80L81 43H82V41L80 42V41H75ZM106 40V41H105ZM108 40V41H107ZM137 40V41H136ZM245 40V39H244ZM253 40V39H252ZM80 42V43H79ZM106 42L108 43H110V46H109V43L108 44H106ZM131 42V43H130ZM137 42V43H136ZM151 42V43H150ZM158 42H159V44H158ZM218 42H219V47H218V45H217V48L214 50L213 49V45H212V42H211V45H210V49H209V53L211 54V56H209L208 57V55H207V58L206 59H203L202 60V64L203 65H208V64H210L211 66H222V65H226V64H223L224 62L223 61H219L218 59H217V54H222V56H227V54H228V51L227 50H225V48H223V45L225 44L224 42H223V40L221 41V40H218ZM222 42L224 43L223 45H222ZM244 42V41H243ZM246 42V41H245ZM249 42V41H248ZM257 42H258V40H257ZM73 43V44H74ZM84 43V42H83ZM82 43V44H83ZM86 43V42H85ZM112 43V44H111ZM136 43V44H135ZM145 43V44H146ZM178 43H180L179 45H178ZM250 43V42H249ZM251 43H252V41H251ZM253 43L255 44L256 43V41L254 40L253 41ZM158 44V45H157ZM86 45V44H85ZM115 45V44H114ZM134 45H132V46H134ZM178 45V46H177ZM189 45H191V44H189ZM73 46V45H72ZM75 46V45H74ZM77 46V45H76ZM129 46H127V47H129ZM150 46V45H149ZM114 47V46H113ZM137 47H136V49H137ZM142 47V46H141ZM144 47H145V49L147 48V46L146 45H144ZM144 47H142V48H144ZM186 47V46H185ZM76 48V47H75ZM105 48H103V50H105ZM108 48H107V52H110V51H108ZM114 48H116V46L114 47ZM117 48H118V46H117ZM119 48L121 49V47H120V45H119ZM113 49V48H112ZM132 49V48H131ZM134 49H135V46H134ZM133 49V50H134ZM138 49H140L141 50V48L139 47ZM137 49V50H138ZM100 50V49H99ZM99 50H98V53H99ZM137 50H134V51H136L137 52V54L139 53V54H142V55H144V52L143 53H140V51H137ZM143 51H145L144 49H142ZM100 51H102V50H100ZM146 53H145V55L146 54H149L150 53V50H149V53H147V51H145ZM238 52V51H237ZM240 52V51H239ZM111 53H114V55H115V52H111ZM126 53V52H125ZM184 53H186V54H184ZM208 53V52H207ZM107 54V53H106ZM139 54H138V56H139ZM151 54L153 55V53L151 52ZM160 55H161V53H159ZM237 54V53H236ZM117 55V54H116ZM131 55V54H130ZM141 55V56H142ZM150 55V54H149ZM151 55V57L154 59V55L152 56ZM157 55V54H156ZM191 55V54H190ZM141 56H139V58H141ZM148 56V55H147ZM192 56V55H191ZM197 56H198V54H197ZM196 56V57H197ZM29 60H30V62L32 61V63H36V61L37 60H35V58L36 57H40L39 55H35V54H29ZM115 57V56H114ZM148 57H150V56H148ZM42 58V57H41ZM44 58V57H43ZM42 58V59H43ZM144 58V57H143ZM152 58H149L150 60L149 61H153V59ZM39 59V58H38ZM135 59H137V58H135ZM148 59V58H147ZM146 59V60H147ZM161 58L159 57L158 58V60H159V63L160 62H164L166 59H162V60H160ZM45 60H46V57H45ZM144 60V59H143ZM157 60V58H156V61H158ZM182 60H184V58H182ZM41 61V60H40ZM39 61V63H41V64H39V66L41 65L42 66V63H43V60H42V62H40ZM138 61H140V60H138ZM138 61H135V63H136V67L134 68V67H132V68H128V69H124L123 67L122 68H120V69H116V71H114V72H117V74L122 78L121 80H124V81H131V80H133L134 78H138L139 76H141L142 75V77H143V71L141 70V69H143V64L144 63H146V61L144 60V63L143 64H140V62H138ZM154 61H155V59H154ZM153 61V63H155ZM167 61V60H166ZM165 61V62H166ZM45 62V61H44ZM167 62H169V61H167ZM194 62V61H193ZM46 63V62H45ZM142 63V62H141ZM157 63V62H156ZM173 63V67L171 68L172 70H173V77L171 78L170 77V79L168 80L167 79V81H170V82H172V84H171V86H172V88H171V90H172V92L170 93V94H173L174 96H176V97H179V95H180V97H185V98H189L190 100V102L192 101V102H194V104H193V106H192V108L191 109H189L187 112H189L190 114H195V112L197 111V109H199V112L200 113H202L203 112V114H204V111H203V109L202 110H200V108H201V104H202V100H201V97H200V95H195L193 98H190V97H192L193 95H194V93L196 94V93H198V94H201L202 93V91L201 90H196L195 89V82L197 83L198 81L197 80H199L200 81V72L202 71V70H198L197 72H195V71H189L188 69H186V68H183V67H180V66H178V65H176L174 62H172ZM44 64V63H43ZM169 64H171L170 62H169ZM230 64H234V63H230ZM264 64V63H263ZM36 65V64H35ZM93 65V66H92ZM94 65H95V67H94ZM194 65H196V63H194ZM244 65V64H243ZM38 66V67H39ZM44 66V65H43ZM114 66V65H113ZM159 66V65H158ZM158 66H153V68H151V70L148 72V74L149 75H147L150 79H152L153 78V76L155 75V77H156V74H158L159 73V69H161L160 67H162L163 68V70H164V66H160V67H158ZM172 66V65H171ZM242 66V64H241V61L240 60H237L236 62H235V64L234 65H231V66H228V71H225L226 73H227V75H228V72L230 71V70H233V69H239V70H241V69H243V68H240ZM36 67V66H35ZM37 67V68H38ZM89 68H88V73L87 74H92V72H93V70H95L96 69V72H97V70L99 69V68H101V66H98V64L97 63H94V64H92V63H90L89 64V66H88ZM245 67V66H244ZM36 68V69H37ZM126 68V67H125ZM9 69V68H8ZM40 69H44L43 67L42 68H40ZM102 69H104L103 67H102ZM170 69V67H168V68H166L164 71H167V70H169ZM202 69V68H201ZM222 69H226V68H222ZM32 72H33V69H30ZM37 70H39V68L37 69ZM89 70H90V72H89ZM92 70V71H91ZM251 70H254L253 71V77H252V75H250V77L246 74V76L247 77H249V79H247L248 80V82L249 81H252V82H254V86L256 87L257 86V84H259V82H261L263 79H264V68H260V67H258V66H256V68H252ZM256 70H258V71H256ZM42 71V70H41ZM160 71H162V69L160 70ZM200 71V72H199ZM158 72V73H157ZM38 73H40V70L39 71H37V75H38ZM42 73V74H41ZM40 74L41 75H43V73L44 72H41ZM209 73V72H208ZM212 73V72H211ZM226 73L224 74L225 76H226ZM96 74H98V72L96 73ZM202 74V73H201ZM222 74V75H223ZM234 74V73H233ZM232 74V77H234V75ZM240 74V73H239ZM238 74V75H239ZM26 75V77L28 76L27 74H25ZM25 75H24V78H25ZM41 75L39 76H37V78L38 77H41ZM116 75V74H115ZM196 75H198V79H196ZM223 75V76H224ZM243 75H245V74H242V76ZM117 76V75H116ZM213 76V75H212ZM229 76H231V75H229ZM229 76H226L227 77V80H231V78H229ZM236 76V75H235ZM240 76V75H239ZM238 76V77H239ZM109 77V76H108ZM241 77V76H240ZM244 77V76H243ZM119 77L117 76V79H118ZM141 78V77H140ZM225 78V77H224ZM229 78V79H228ZM101 79V78H100ZM109 79H111V77H109ZM108 78H103V79H101V81H103V83H100V84H97L96 85V87H103V88H106V87H108V80H109ZM201 79H203V81H205V77H202ZM226 79V78H225ZM233 79V78H232ZM238 79V80H237ZM236 79V81H238V83L237 84H239L240 86H241V84L243 83V79L244 78H237ZM240 79H242V81L240 80ZM38 80H41V79H37V81ZM196 80V81H195ZM240 80V81H239ZM132 82V81H131ZM201 82L202 81H200L199 82V84H201ZM239 82H241V83H239ZM244 82H247V81H245L244 80ZM243 83V86L244 85H246L245 87H249L250 86V88H251V83L249 84V83ZM264 81H262L261 82V85H262V83H263ZM42 83V82H41ZM43 84V83H42ZM41 84V85H42ZM108 84V85H107ZM199 84H197L198 86H199ZM249 84V86H247ZM40 85V84H39ZM38 86L39 88H43L42 86ZM46 85L47 84H45V88H46ZM233 85V84H232ZM239 85H237V86H239ZM263 85H264V83H263ZM36 86H37V83H36ZM110 86V85H109ZM125 86H127V85H125ZM129 86H131L130 84H129ZM203 86H205L204 85V83H203ZM202 85H200L199 87H203ZM235 87L236 89H234V94L232 95V96H234L236 99V101H232V102H234L233 104H234V106H232L233 107V109H236V110H234V111H237V113L239 112L240 114H241V118L240 117H238V120H235V119H237V117H235L234 115H233V117H235L234 119H233V117H231L234 121H232V120H230L229 122H228V124H230V126H236L237 124L241 127V125H244L245 123H243V118L244 117H246V113H245V116H244V114H243V112H246L245 110H246V108H247V105L246 104H248V108H247V113L249 114V113H253V114H251L253 117H252V119L249 121V119H248V121L249 122H247V120H244L247 124L245 125V126H247L246 128H248V134H253L254 132H264V110L259 106V104H261L262 106H264V92H261L262 90L260 89V91H259V89L257 90V89H255L254 87L253 88H251L252 90H250L249 88V90L248 89H245L243 86H242V88L241 87ZM253 86V85H252ZM30 87H35V85H33V84H31V86ZM111 87V86H110ZM128 87V86H127ZM259 87L260 88H263L264 89V86L262 87V86H260L259 85ZM49 88V87H48ZM113 88V87H112ZM189 88H191L190 90H192V95L191 96H189V97H187L185 94H184V92H185V90H188L189 91ZM217 88V87H216ZM257 88V87H256ZM47 89V88H46ZM46 89H44V90H46ZM51 89H52V87H51ZM51 89H48V90H46V91H44V90H36V91H28L29 93H27V95L28 96H47L46 94H48V97H50V98H52V97H56V93H54V95L53 94H50V91H51ZM106 89H108V88H106ZM110 90V89H109ZM113 90V89H112ZM180 90V91H179ZM219 90H222V89H219ZM264 91V90H263ZM148 92H149V90H148ZM187 92V91H186ZM185 92V93H186ZM218 92L219 91H217L216 93V95H219L218 94ZM220 92H222V91H220ZM43 93H45L44 95H43ZM226 92H224V94H225ZM187 94V93H186ZM223 93H222V95H223V98L222 97H220V96H222V95H220V96H217V98H218V103L220 102L219 101V97H220V100H222V99H224V100H222L224 103H226V98L224 97L225 95H224ZM229 94V93H228ZM226 96H228L229 97V95H226ZM196 97V98H195ZM233 97V98H234ZM73 98V97H72ZM147 98H148V95H146L145 96V100H144V103H140V106H142V108H145V104L148 106L149 105V107L151 108V109H153V110H159L160 108H162V107H164V109H166V108H168L169 106H170V104H175L176 103V100H172V101H169V106L167 107L166 106V104H165V101H163L162 99L160 100V99H153V100H150V99H148L147 100ZM161 98V97H160ZM230 98V97H229ZM232 98V97H231ZM228 99V98H227ZM85 99L83 98V100L81 99V98H73V99H67L66 100V104H64V105H62V106H59L58 107V109L60 110V111H63V110H66L65 112H67L68 110V112H71V110L73 111L74 109L73 108H76V106L78 105L79 106V104H80V106H81V103H82V101H84ZM87 101V100H86ZM231 101H229V102H231ZM102 102H104V101H102ZM101 102V103H102ZM118 102H119V104L117 105V106H114V104H113V106L111 105V106H109V107H106V106H102L101 105V103H100V101L97 103H94L93 105H94V107H89V108H87L89 111H91L89 114H90V116L91 117H96L97 115H98V113H106L107 111L106 110H108L109 111V114H111V113H113L114 112V118H115V120L119 123L118 125H122V124H127V126H129V129H131L132 127H135V128H147V127H149V125H151L152 127L153 126H156L157 125V127H160V126H162V127H165V129H167V130H169V128L171 129V127H173V122L175 123V118L177 117H175V114H173V113H170L169 112V116H167V117H169V118H172L173 116V120H172V123H170L168 120V118L167 117H164L163 119H161V120H159L160 122L158 123V122H155V120H153V119H149V118H146L147 116L145 115V113H144V111H143V109H141V111H135V109L134 108H127V106H124V107H126L127 109H125L123 106H120V104H122L121 102V98H119V100H118ZM196 102V103H195ZM222 102V103H223ZM231 102V103H232ZM235 102H236V106H235ZM42 103V102H41ZM215 103H217V102H215ZM221 103V102H220ZM219 103V104H220ZM223 103V104H224ZM227 103H228V100H227ZM253 103V104H252ZM98 104H100L101 106H98ZM102 104H104V103H102ZM137 104H139V102L137 103ZM229 104V103H228ZM243 104H245L246 105V107H245V105H243ZM3 106H5L4 104H2ZM107 105H109L108 103H107ZM125 105H128V104H126L125 103ZM175 105H176V107H175ZM175 105H171V107L173 108V109H175V110H177L178 108V106H177V104H175ZM179 105V104H178ZM198 105V106H197ZM216 105H218V104H216ZM216 105L214 104V107H216ZM221 105V104H220ZM0 106H1V104H0ZM3 106H1L0 107V109L3 107ZM12 106V105H11ZM54 106L56 107L57 106V103H54ZM77 106V108H76V110H82L83 111V109H86L84 106H83V108H81V107H78ZM129 106V105H128ZM54 107V108H55ZM103 107V108H102ZM113 107H114V111H112L113 110ZM171 107H169V108H171ZM230 107V106H229ZM232 107H231V109L230 110H233L232 109ZM235 107V108H234ZM245 109H244V108ZM117 108H119L120 109V111L118 112V109ZM171 108V109H172ZM125 109V110H124ZM183 109V108H182ZM186 109H188L187 107H186ZM214 109H217V107L216 108H214ZM227 109V108H226ZM244 109V110H243ZM106 111V112H103V111ZM196 110V111H195ZM124 111V112H123ZM168 111H171V110H168ZM178 111H179V109H178ZM178 111H176V112H178ZM229 111V110H228ZM132 112V113H131ZM182 112V111H181ZM198 112V114H197V116L198 115H200V113ZM229 112H231V111H229ZM107 114H108V112H107ZM171 114V115H170ZM173 114V115H172ZM203 114H201V115H203ZM231 114H234V112L233 113H231ZM243 114V115H242ZM2 115V113H1V111H0V116ZM167 115H168V112H167ZM196 115V114H195ZM238 115V114H237ZM251 115H249L250 116V118H251ZM72 116V115H71ZM207 116V115H206ZM210 116H212L211 115V112H209V115H208V117H210ZM239 116V115H238ZM248 116V115H247ZM248 116V117H249ZM203 117V116H202ZM201 117V118H202ZM1 118H2V116H1ZM196 118L197 117H195L194 115L190 118V119H187V120H189V121H187V120H184L183 121V123H181V121L179 120V122L183 125V126H180L181 127V129L182 130H184V132L185 133H193V132H195L194 131V129L192 128V130L190 129V124L192 125V123L194 122V124L196 123H199V121L198 120H196ZM198 118H199V120H200V117L198 116ZM230 118V119H231ZM262 118V119H261ZM35 119V120H34ZM33 120H30V121H28V123L31 125V126H36V118H34ZM210 119V118H209ZM1 120V119H0ZM3 120V119H2ZM4 121V120H3ZM191 121V123L189 124V122ZM261 121H262V123H261ZM2 122V121H1ZM53 122H54V124H56V125H60V123H59V121L58 120H56V119H54V120H52V119H48L47 120V125H49V124H53ZM91 122L92 123H97V121L96 120H94V119H92L91 120ZM188 122V123H187ZM5 123V122H4ZM223 123H224V121H223ZM2 124V123H1ZM6 124V123H5ZM5 124L3 125L2 124V126H1V128H3V126H5ZM88 124V123H87ZM86 122H77L76 120L74 121V119L72 118V120L71 121H68V122H64V124H63V126H65L66 128L68 127L69 129H73V128H77L76 130H71V133L72 134H74V133H78L80 130L79 129H81V135H86V133L88 132L84 127H86ZM189 124V125H188ZM193 124V125H194ZM195 124V125H196ZM201 124V123H200ZM208 124H209V127H212V125L210 124V123H206V125L208 126ZM172 125V126H171ZM41 126H42V124H41ZM41 126H36V128H40ZM55 126V125H54ZM125 126V125H124ZM179 127V128H180ZM0 128V129H1ZM84 128V129H83ZM41 129L42 130H44V127H41ZM164 129V130H165ZM163 130V129H162ZM160 131V132H163V131ZM201 131H202V129H200ZM0 132H2L1 130H0ZM164 132H166V130L164 131ZM259 132V133H260ZM15 133V132H14ZM42 133V132H41ZM68 133H70V132H68ZM78 133V134H79ZM197 133H199L198 131L196 132V134ZM201 133V132H200ZM259 133H257V136L258 135H261V133L259 134ZM15 134H17V136H19V135H21V137H24V132H23V129H22V132L20 131V132H16ZM34 134V133H33ZM133 134H135V131H132V133L129 135L130 137H129V139L127 140V144L128 145H130V146H126V147H123V144H122V146L121 147H117V148H115L116 150H117V153L118 152H122L121 153V155L118 157V160H120V158L122 157L123 158V156L125 155L126 156V159L127 160H129V161H131L130 163H132V161H134V160H136L137 161V163H136V165H139V164H141L140 163V161H142L143 159H147V157H148V159L150 158V156H152V155H150V154H147V153H142L141 155H139V154H130V152L131 151H135L136 150V148L137 147H135L136 145H134V144H138V142L136 141V139H134L133 137H131V136H133ZM164 135L166 134V133H163ZM209 134V133H208ZM211 134V133H210ZM218 134H221V136H222V140H221V142H223L225 145H226V143H225V141H227V140H225L223 137L224 136H228V135H230L229 133H225V132H222V131H219V133ZM256 134V133H255ZM255 134L253 135L254 137H256L255 136ZM264 134V133H263ZM57 135H60V132H58L57 133ZM169 135H172L171 133H169ZM193 135V134H192ZM212 135V134H211ZM2 136V135H1ZM109 136V138H110V134L108 135ZM168 136V135H167ZM187 136H190V135H187ZM245 136L247 137V136H251V135H247V133L245 132ZM39 138H37V139H35V140H33V138H32V136H29V138H27L26 139V144H28V146L27 145H25L24 146V149H23V147H22V149H23V151H24V153H22L23 151L21 150L20 152H21V154H25L26 152H30V154H28L29 156H27V155H25L24 157H25V159L26 160H31L32 162L34 161V163H35V160H32L34 157H36L37 156V153L35 154V149H34V147H33V145L34 144H37V145H48V144H53V145H57V144H59V141H58V139H47V138H45V136H44V138L43 137H40V136H38ZM248 137V138H249ZM253 137V138H254ZM260 136H258L257 138H254L253 140H252V136L250 137V139L252 140V141H250L248 138H246L245 139V137H244V139L243 138H240L241 140H237V138L236 139H234V141L235 140H237V142L239 141V143H237L236 144V142H235V145H236V149H238V148H241V151L244 149L245 150V152H246V149H255V148H258V151L260 150L259 148H261L262 147V145L261 146H257L256 147V145L262 140V137H264V135H262V137H260L261 139L260 140H258V138H259ZM25 138V137H24ZM228 138V137H227ZM226 138V139H227ZM106 139V142L108 141V139L107 138H105ZM104 139V140H105ZM111 139V138H110ZM3 140V139H2ZM104 140L103 141H101V144L102 143H105L104 142ZM126 140V139H125ZM155 142H157L158 143V145H157V148H159V149H161V150H164V151H167V150H173V147H166V146H164L163 144H165L166 142L168 143V141L169 140H176L177 142L178 141H180L181 140V138H177V139H165V140H162V139H158V140H156V139H153ZM197 140V139H196ZM255 140H257V144L255 145V147L254 148H252V146H251V144L250 143H248V142H253V141H255ZM187 141H188V139H187ZM199 141H201L200 139H199ZM262 141H264V140H262ZM262 141H261V143H262ZM28 142V143H27ZM109 142V141H108ZM111 142H113V139H111ZM139 142H141V140H139ZM217 142V141H216ZM77 144V145H79V147H81V145H83V147H84V145H87V147L89 148V150L91 149V147H93V144H94V142L91 140V139H87L86 137H84V138H80V139H78L77 141H75L73 144ZM182 144H185L183 147H180L179 149L180 150H183L185 153H187L189 156H184V155H181L183 158H185L186 157V159H187V157L189 158H196L195 156H198L197 155V153H203V155H199L200 156V158L202 157V158H204V160H205V158L206 159H208L210 156H212L213 154L215 155V156H217V159H218V161H217V165L216 166H214L215 165V162H214V165H213V163L211 162V164H212V166H214L213 167V171L212 170H209V171H207V172H205L204 170V172H202V173H206L207 175H211L212 176V178L211 179H215L216 181L218 180L217 178H216V173L218 174V175H221L222 177H223V175L225 174V173H227L226 174V176L229 174V171L232 173L231 175H233L234 173H233V171L232 170H230V169H226L227 167H232L231 169H234V171H235V174L237 173V175H238V173H243L244 172V174H254V176L256 177L255 179H254V182L255 181H257V179H259L260 178V181H261V176H263L264 175V164L262 163L261 165H257V164H260V163H257L256 165H255V167H254V165H252V162H251V165L253 166L252 167V169H248V170H244V167H246V165H244V167L242 166V164L240 165V163H243V162H241V161H244V162H247L246 161V159H248V158H246L245 160H236L237 158L239 159V157L242 155L243 156V154H240L241 153V151H239L237 154L238 155H236V154H234V155H229L230 153H228V152H221V151H223V150H228L227 148L228 147H233V146H226L225 147V149H224V146L222 145V149H220L219 148V150L220 151H217V149L215 148V151H217V152H215V153H211L210 152V154H212V155H210V154H208L207 153V148H209L210 146H207V147H196V146H192L191 145V143L190 142H184V143H182ZM188 144V145H187ZM248 144H250V146L248 145ZM253 144H254V142H253ZM260 144V143H259ZM8 145V144H7ZM94 145H96V143L94 144ZM119 145V144H118ZM26 146H27V148H30L32 151H34V152H32L31 153V150L30 149H27L26 148ZM76 146V145H75ZM159 146V147H158ZM197 146H199V145H197ZM254 146V145H253ZM263 146H264V142H263ZM8 147V146H7ZM6 147V148H7ZM61 147H62V149H63V146L61 145ZM78 147V146H77ZM220 147H221V145H220ZM235 147V146H234ZM245 147V148H244ZM1 148V147H0ZM51 147H48V148H46V147H42V148H40V150H46V149H50ZM156 148V149H157ZM174 148H176V147H174ZM84 149V148H83ZM86 149V148H85ZM102 149H108L109 150V148H107V147H102ZM114 148H111L110 150L112 151V153H113V157H116V155H115V150ZM201 149H202V151H201ZM234 149V148H233ZM264 149V148H263ZM7 150V149H6ZM8 150H9V148H8ZM7 150V151H8ZM28 150H30V151H28ZM232 150V149H231ZM243 150V151H244ZM251 150V151H252ZM257 150V149H256ZM256 150H255V153H256ZM2 150H0V152H1ZM39 151V150H38ZM46 151H48V150H46ZM80 151H83V150H80ZM87 152H86V154L88 153V149L86 150ZM91 151V150H90ZM160 151V150H159ZM199 151V152H198ZM208 151H209V149H208ZM213 152H214V149L212 150ZM235 151V150H234ZM238 151V150H237ZM20 152H19V154H20ZM52 151H48V153H46L45 152V154H42V153H40V155H42V158H44V156H46L47 157V159H43V160H45V161H43V162H45L44 163V165L43 164H41L40 162V164L41 165H43V166H41L43 169H45V171H46V167H45V165L48 167L49 165L48 164H50V163H46V160H47V162H51L50 160H51V157L53 156L52 155V153H51ZM168 152V151H167ZM229 152H231V151H229ZM259 152H261V150L259 151ZM258 152V153H259ZM4 153H7V152H3V153H0V155H3ZM44 153V152H43ZM131 153H135V152H131ZM232 153H236V152H232ZM244 153V152H243ZM250 153H252V152H250L249 151V153L247 154H245V155H248V156H253V155H249ZM8 154H9V152H8ZM7 154V155H8ZM35 156H34V155ZM39 154V153H38ZM252 154H254V152L252 153ZM261 154V153H260ZM10 156L8 157V159L11 161V159H12V157H11V155H13V153L11 154H9ZM168 156H170L169 154H167ZM167 155H165V156H167ZM256 155V154H255ZM4 157H2L0 160H1V162H2V164L3 163H5V161H7V158H5L6 157V155H3ZM14 156V155H13ZM19 156V155H18ZM27 156V157H26ZM204 156V157H203ZM1 157V156H0ZM10 157H11V159H10ZM16 157V156H15ZM15 157H13V158H15ZM23 157V158H24ZM37 157H39V155L37 156ZM86 157H87V159L89 160V162L90 161H92L93 159H92V157H91V154L89 155V153H88V155H86V156H84L83 158L84 159H86ZM152 157H155V156H152ZM172 157H173V155L171 156V159H172ZM246 157V156H245ZM253 157H256V156H253ZM5 158V159H4ZM20 158H22V155H20V157L18 158V160L20 161ZM41 158V159H42ZM173 158H175V155H174V157ZM198 158V157H197ZM230 158V159H229ZM242 158V157H241ZM244 158V157H243ZM250 158V157H249ZM3 159V160H2ZM15 159H17V158H15ZM40 161H41V159L40 158H38ZM124 159V158H123ZM147 159V160H148ZM166 159H168V157H166ZM169 159H170V157H169ZM193 159V160H194ZM232 159H234V161L235 162H239L240 161V163H238L239 164V167H237L236 168V166L237 165H234L233 163H235ZM17 160V161H18ZM22 160H24V159H22ZM39 160H36V161H39ZM70 160H71V158H70ZM126 160V161H127ZM211 160H215L214 158H212ZM227 160L232 164V165H230V163H228L227 162ZM231 160L233 161V162H231ZM250 159H248V161H249ZM251 160H253L252 158H251ZM4 161V162H3ZM15 162H16V160H14ZM25 161V160H24ZM67 161H69V160H67ZM72 161V160H71ZM94 161V160H93ZM92 161V162H93ZM125 161V160H124ZM135 161V162H136ZM189 161V160H188ZM199 161V158H198V160H197V162ZM200 161H203V160H200ZM254 161V160H253ZM23 162V161H22ZM65 162V161H64ZM70 162V161H69ZM73 162V161H72ZM71 162V164H69L70 165V167H72L73 169L68 173V176H66L67 174L66 173H64L65 174V176H63L62 174H56V171L54 170V169H52V168H50L51 166H49V168L47 169V173L48 174H46V176H44L43 178H39L40 180H39V182H42V183H40V185L42 184V185H44V186H47V189H46V187L44 188V186L42 187V189L44 188V190L46 189L47 191L49 190V189H52V190H49V196H50V193L52 192V194L51 195H53L52 197H54V198H61V197H63V196H65V194L68 192V193H70V191H77V194H78V191L81 189V192H82V190L84 191V192H86V189H88L89 187H85V185L84 184H82V183H89L90 181H88V182H85L84 180H83V177H81L83 174H80L81 176H80V178H78L77 177V172H78V168L79 167H81L82 165L81 164H75V163H72ZM75 162V161H74ZM88 162V163H89ZM193 162V164L196 166V164H195V160L194 161H192ZM192 162H188V163H191L192 164ZM208 162H210V158H209V161ZM12 163H14L13 162V160H12ZM31 163V162H30ZM91 163V162H90ZM116 163V162H115ZM126 163H128V162H126ZM134 163V162H133ZM182 163H184V162H182ZM201 163H203V162H201ZM248 163V162H247ZM255 163V162H254ZM1 164V163H0ZM5 164H7V162L5 163ZM17 164H19V162L17 163ZM16 163H14V164H12L13 166H14V168H16V167H21V165H22V167H23V165L24 164H21V165H18V166H15V165H17ZM28 165L29 163L27 162L26 163V161H25V165ZM33 164V163H32ZM114 164V163H113ZM245 164V163H244ZM4 165V164H3ZM24 165V166H25ZM30 165V164H29ZM34 165V164H33ZM38 165V164H37ZM117 165V164H116ZM119 165H120V163H119ZM179 165H181V164H179ZM230 165V166H229ZM249 165V164H248ZM6 167H8V164L7 165H5ZM35 166V165H34ZM34 166H32V168H29V166H28V168H27V171H25V172H28V171H30L31 172V175H33V173H34ZM40 166V165H39ZM38 166V167H39ZM67 166V165H66ZM85 166V165H84ZM93 166H94V164H93ZM113 166H115V165H113ZM113 166H112V168H110L111 170L112 169H114V170H116L117 169V166L116 167H114L113 168ZM121 166V165H120ZM187 166V165H186ZM189 167H191L190 165H188ZM206 166V165H205ZM5 167V168H6ZM21 167V168H22ZM27 167V166H26ZM30 167H31V165H30ZM69 167V168H70ZM194 167V166H193ZM192 167V168H193ZM204 166H202V168H203ZM257 167V168H256ZM5 169L2 165L0 166V172H1V169ZM13 168V167H12ZM13 168V169H14ZM21 168H19V169H21ZM65 168V167H64ZM120 168V167H119ZM118 168V169H119ZM127 168V169H126ZM126 172L128 171V170H130V169H132L130 166H128V165H126ZM182 168H184V166L182 167ZM186 168V167H185ZM197 168V167H196ZM200 168V167H199ZM2 169V170H3ZM7 169V168H6ZM8 169H10L9 167H8ZM25 169V168H24ZM23 169V170H24ZM29 169V170H28ZM31 169V170H30ZM38 169H40V168H38ZM68 169V167H66V170ZM76 169H77V172H76ZM94 169H96V168H94ZM109 169V170H110ZM117 169V170H118ZM194 169V168H193ZM22 170V169H21ZM22 170V171H23ZM26 170V169H25ZM36 170H37V166H36ZM35 170V172H37ZM70 170V169H69ZM73 170H75V173L73 172ZM114 170H112V173H116ZM227 170H229V171H227ZM260 170V172L261 173H258V171ZM4 171H6V170H4ZM4 171H2V173H3V175H2V177L4 178V174H6V173H4ZM13 171V170H12ZM39 171V170H38ZM40 171H41V169H40ZM43 171V170H42ZM51 171H53V172H51ZM84 171H85V169H84ZM97 171V170H96ZM114 171V172H113ZM119 171V170H118ZM184 171V170H183ZM182 171V172H183ZM193 170L192 169H190V172L189 173H187V174H184V173H186V169H185V171L182 173L181 172V169L179 170V169H177V168H174L173 169V171H169V173H155V172H152V171H143V168H142V164H141V167L139 168V169H137V171L135 172V174H134V177H130V182H132V183H134L133 185H134V190H136L137 192L138 191H141V190H143V189H145V190H147V187H146V183L148 184V179H154V180H161V179H169V178H171V183H173L175 186L177 185V184H182V185H186V186H188V187H185V188H183V189H178V187L176 186V187H174V189L172 190V189H170L168 192V194L167 195H163V194H152V193H146V194H144V195H138V194H136L135 196L133 195L132 197H131V200H132V198H134V199H136L139 203H140V205L142 204V205H145V204H153V205H156L155 203H158V202H160L161 200H166V199H169V200H172V201H174L175 203H178L177 201H179V200H181V201H184V202H186L185 204L187 205V207H189V208H191L190 206H192L193 204H195L196 203V207H198L199 208V211H197V212H194V213H198L199 214V217L200 218H198L197 220L199 221V223H200V226L198 225H196V226H193L192 225V223L194 222V220H192V219H190L189 217H183V218H177V219H170V220H167L166 221V223L164 222V220L163 219H161L160 217H157V216H153V215H146L143 211L141 212V214L143 215V217H142V220H140L144 225H142V226H145V225H147V227H146V230H147V232H146V235H145V238H147V239H149V238H155L156 237V235H161V238H162V240L163 241H161V243L163 244V245H165L166 244V242H171L172 244H173V242L175 243V244H173V245H175V247L173 248V247H169V248H167V251H169V249H170V251L172 250V252H171V254H168V255H166L165 254V252L162 250V251H155V250H153L152 252H147L146 250H144V249H138V250H136V252L135 253H133L131 250H124L125 251V253L127 252L128 254H132V255H137V257H139V258H141V260L143 261L141 264H148V261H146V256L147 255H153L154 257H156V259H161L160 261H161V263H163V264H191V263H197V264H256L257 262H259V260H260V258L262 257L263 258V256H264V203L263 204H256L255 202H253V203H251V205H249V207H248V209L245 211H243V213H242V211L240 210V211H237V210H231V211H225V212H217V213H215L213 210H215V209H213V210H211L212 208V205L210 204L211 202H212V200L211 199H224V198H231L230 200H232V197H239V195L238 196H235V195H233V193H232V195L230 194V192L229 191H233V192H235V190L236 189H238V188H242V187H245V186H247L248 184L247 183H245V181L243 180V182L242 181H240L243 177H241V179L240 180H238L237 179V177H236V179L237 180H235V181H233L232 179H228V177H227V181H226V183L227 182H229V183H225V184H223L224 183V181L221 183L222 185L221 186H226V187H221L220 185H219V181H218V183H216L217 185L216 186H214L215 184H210V182H209V180L208 179H210V178H208L207 179V176L204 174V176L206 177V178H204L205 179V181H206V183H207V187H204V190L202 189H200L201 191H199V188L197 189L196 187H194L195 186V181L198 179V178H200V177H202V175L201 174H196V173H194V172H196V170L194 169V172H192ZM215 171V172H214ZM14 172H16V171H14ZM24 172V174H26ZM44 172V171H43ZM42 172V173H43ZM55 172V173H54ZM60 171H58V173H59ZM91 172V171H90ZM120 172V171H119ZM125 172V171H124ZM254 172V173H253ZM41 173V172H40ZM79 173H81V171L79 170V172H78V176H79ZM84 173V172H83ZM87 173H89V171L87 172ZM92 173V172H91ZM197 173H198V170H197ZM201 173V172H200ZM212 173H214L213 175H212ZM10 174V173H9ZM15 174V173H14ZM17 174V173H16ZM23 174V175H24ZM30 174V173H29ZM44 174V173H43ZM42 174V175H43ZM55 174V175H54ZM86 174V173H85ZM120 174V173H119ZM129 174V173H128ZM243 174V176H245ZM11 175H13V174H10V176ZM18 175V174H17ZM16 175V176H17ZM21 175V174H20ZM63 176L62 177V179H61V177H60V179H59V177L58 176ZM123 175H124V173H123ZM122 175V176H123ZM230 175V174H229ZM7 176H9L8 174H7ZM6 176V177H7ZM13 176H15V175H13ZM25 176V175H24ZM56 176V177H55ZM91 176V175H90ZM186 176H187V178H186ZM220 176V178H222ZM0 177H1V175H0ZM5 177V178H6ZM12 177V176H11ZM19 177V176H18ZM55 177V178H54ZM72 177H74V178H76L74 181H73V183H74V185H71V184H73V183H71L70 185H67V186H61V187H59V188H57L56 186H55V188H54V182H55V180H58L60 183L62 182V183H67L69 180H71L72 179ZM124 177V176H123ZM126 177V176H125ZM184 178V180H182V178ZM234 177H235V175H234ZM248 177H249V175H248ZM251 177H252V175H251ZM264 177V176H263ZM7 178H10V177H7ZM14 178V177H13ZM58 178V179H57ZM127 178V177H126ZM218 178H219V176H218ZM220 178H219V180H220ZM11 179V178H10ZM32 179V178H31ZM35 179V178H34ZM202 179H203V177H202ZM248 179V178H247ZM246 179V182H251L252 181V179L250 178V180H247ZM1 180H3V179H1ZM7 180V179H6ZM5 180V181H6ZM9 180V179H8ZM13 180H15V179H13ZM13 180H11V181H13ZM24 180V179H23ZM37 180V182H38V178L36 179ZM93 180H95V179H93ZM92 180V178H91V182L93 181ZM127 180V179H126ZM214 180V181H215ZM226 180V179H225ZM264 180V179H263ZM25 182H26V179L24 180ZM23 181V182H24ZM30 181V180H29ZM95 181H97V180H95ZM109 181H111L112 182V179L110 180L109 179ZM198 181V180H197ZM7 182H9V181H7ZM19 182H20V180H19ZM22 182V183H23ZM25 182L23 183V185H26L25 184ZM31 182H32V188H33V192H32V194L34 193V195H29V193L28 194H23V198H22V195L21 196H19V195H15V200L17 199V200H20L21 198H22V200L24 201V196H26V198H29V197H27V196H32V198L31 199H33V197H35V193H36V189H34V186H35V184L33 185V183H35V180H31ZM38 182V183H39ZM90 182V183H91ZM139 182H144L145 184H140L139 185ZM262 182V181H261ZM0 183H2V182H0ZM22 183H20V184H22ZM58 183V182H57ZM76 183V184H75ZM93 183H94V181H93ZM197 183V182H196ZM203 183V182H202ZM263 183H264V181H263ZM5 184L7 185V183H2V185L0 186V188H1V190H0V192L2 191V189H3V187H4V189L5 188H8V185L7 186H5ZM11 184V183H10ZM9 184V185H10ZM14 184V183H13ZM205 184V183H204ZM209 184V185H208ZM63 185V184H62ZM90 184H88V186H89ZM199 185V184H198ZM201 185V184H200ZM13 186V185H12ZM26 186H30L29 184L28 185H26ZM51 186H53V187H51ZM68 186H70V187H68ZM92 186V185H91ZM90 186V187H91ZM149 186V185H148ZM210 186V187H209ZM10 187H11V185H10ZM9 187V188H10ZM40 187V186H39ZM84 187V188H83ZM14 188V187H13ZM21 188H22V186H21ZM30 188V187H29ZM49 188V189H48ZM202 188V187H201ZM241 188L240 189H238L237 191H240L241 190ZM3 189V190H4ZM22 189H24V187L22 188ZM22 189L20 190V191H22ZM41 189V188H40ZM90 189V188H89ZM92 189V188H91ZM197 189V190H196ZM211 190V193H209V194H207V195H205V193L204 194H202L201 192H204L205 190ZM244 189V188H243ZM11 190V192H12V190L13 189H10ZM14 190H16L17 191V189L16 188H14ZM13 190V192L12 193H8V191L9 190H6L5 189V191L7 192H5V191H2V193L3 192H5V194H4V196L6 195V194H8V197L11 195V194H14V192H16V191H14ZM26 191H29L28 190V188L27 189H25ZM31 190V189H30ZM43 190V191H44ZM53 190L55 191V195H54V192H53ZM57 190L58 191H62V194H60V196L57 194ZM133 190V191H134ZM179 190H181V191H179ZM25 191V192H26ZM32 191V190H31ZM30 191V192H31ZM40 190H38V192H39ZM61 191H60V193H61ZM89 191V190H88ZM167 191V190H166ZM200 192V194H197V192ZM41 192V191H40ZM198 192V193H199ZM44 193H45V191H44ZM47 193V194H48ZM80 193V192H79ZM43 194V193H42ZM41 193H40V195H42ZM76 194V195H77ZM84 194V193H83ZM83 194H81V195H83ZM86 194H88V192L86 193ZM86 194H85V196H86ZM91 194V193H90ZM46 195V194H45ZM75 195V194H74ZM75 195V196H76ZM80 195V194H79ZM78 195V196H79ZM1 196H3V195H1ZM1 196H0V199H1ZM13 196V195H12ZM12 196H10V199H11V197ZM39 196V195H38ZM70 196V195H69ZM73 196V195H72ZM72 196H71V198H72ZM243 195H241V197H242ZM7 197V198H8ZM40 197V196H39ZM43 197H44V194H43ZM81 197H83L84 198V196H81ZM244 197V196H243ZM6 198V197H5ZM26 198H25V200H26ZM40 198H42V197H40ZM65 198V197H64ZM130 198V197H129ZM245 198V197H244ZM243 198V199H244ZM9 199V198H8ZM30 199V198H29ZM28 200L27 199V201L26 202H28V204H26V202L24 201H22L23 203H24V205L23 206H27L28 208H25V209H27L26 211H29L30 210V214H29V212L28 213H26V212H24V213H26L27 214V217L25 216V215H23L24 217L23 218H25V219H27V218H29L28 217V214H29V216H30V220H31V222L33 223V225H34V222L37 224L38 223V221H41V223L39 222V224L40 225H35V226H33L35 229H37V227L39 228L40 226H42L41 224H42V222L43 223H45V225H47V222L49 223L50 221V218L52 217H49L50 216V212H48V211H44V212H41V207H39L38 205H40L42 202H45V200L46 199H44V201H42V202H39V204H37V207H38V210L35 212L34 210H35V208H37L36 206H35V204H36V202H34V201H32V200ZM35 200H37V196H36V198H34ZM51 199H53V198H51ZM93 199V198H92ZM239 199H241L242 200V198H240L239 197ZM245 199H247V198H245ZM41 200V199H40ZM49 200V199H48ZM54 200V199H53ZM56 200H58V199H56ZM72 200V199H71ZM80 200V199H79ZM84 200V199H83ZM85 200H88L90 203H91V201H95V200H91L90 199V195L89 196H86V199ZM209 200H211V202L209 201ZM226 201H227V199H225ZM225 200H222V201H225ZM241 200H239L238 202H240ZM59 201H61V199L59 200ZM129 201H130V199H129ZM219 201V200H218ZM49 202H51L50 200H49ZM80 202V201H79ZM84 202V201H83ZM173 202V203H174ZM233 201H231V207L233 208V209H236L238 206L236 205V207H234V206H232L233 204H235V203H232ZM234 202H236V200L234 201ZM237 202V203H238ZM245 202V201H244ZM244 202L242 201V203L241 204H243V206H244V208L243 209H246L245 208V205H246V207H247V204H245L244 205ZM56 203H58L57 201L55 202V204ZM64 204L66 203L65 201L63 202ZM67 203H68V201H67ZM71 203V202H70ZM73 203V202H72ZM84 203H86V202H84ZM90 203H88V204H90ZM218 204H220V202H217ZM223 203V202H222ZM221 203V204H222ZM246 203V202H245ZM19 204H21L20 202H18L17 204H16V208L12 205H10L9 206V208H11V207H13V208H15L14 209V213H16V212H18V210H19V208H20V211L18 212L20 215H19V217L16 215V216H14V218L16 217V218H20V219H22L21 217V212H22V208H21V205H19ZM45 204V203H44ZM51 204H52V202H51ZM54 204V203H53ZM63 204V205H64ZM81 204H83L82 202H81ZM88 204H87V206H88ZM159 204V203H158ZM161 204V203H160ZM159 204V205H160ZM163 204H165L164 202H163ZM227 204V205H228ZM240 204V203H239ZM2 204H0V206H1ZM7 205H9L8 203H7ZM15 205V204H14ZM43 205V204H42ZM61 206L60 205V207L63 209V207H65V205L64 206ZM69 204H67L66 206L67 207H69L68 206ZM74 205V204H73ZM73 205H70V208H72L71 206H73ZM78 205V204H77ZM166 205V204H165ZM164 205V206H165ZM181 205V204H180ZM211 207H210V206ZM226 205V204H225ZM224 205V206H225ZM3 206V205H2ZM5 206V205H4ZM20 206V207H19ZM25 206V207H26ZM79 206V205H78ZM82 206H84V205H82ZM85 206H86V204H85ZM163 206V205H162ZM175 206V205H174ZM222 207H223V205H221ZM19 207V208H18ZM45 207V206H44ZM49 207V206H48ZM52 207V206H51ZM50 207V208H51ZM66 207V208H67ZM144 207V206H143ZM159 207V206H158ZM177 207V206H176ZM183 207V206H182ZM180 208L181 210H183V208ZM185 207V206H184ZM1 208V207H0ZM65 208V209H66ZM142 208V207H141ZM172 208V207H171ZM178 208V207H177ZM197 208V209H198ZM211 208V209H210ZM240 208H242V205L240 206ZM42 209H44V208H42ZM76 210L78 209V207H76L75 208ZM79 209L80 210H84V209H82V207L80 206L79 207ZM78 209V210H79ZM164 209H166V208H164ZM184 209H186V211H184L183 210V212H180V213H182V214H188V213H192V211H190V210H188V208H184ZM3 209H1L0 210V212L2 211ZM11 210H13L12 208H11ZM17 210V211H16ZM77 210V213L79 212ZM86 210V209H85ZM192 210V209H191ZM7 211V210H6ZM23 211H25V210H23ZM58 211V210H57ZM169 211V210H168ZM235 211V212H234ZM12 212V211H11ZM13 212L11 213V217H12V214H13ZM48 212V213H47ZM59 212H61L60 213V215H63L62 214V211H58V213ZM64 212V211H63ZM66 212V211H65ZM64 212V213H65ZM67 212H69V211H67ZM66 212V213H67ZM83 212V211H82ZM44 213V214H43ZM54 213V212H53ZM66 213H65V215H64V217L65 216H69V214L68 215H66ZM76 213V214H77ZM240 213H242V214H244V216H242V218H241V222H238V223H240V224H242V226H241V231L240 230H237L236 232L234 231V233H233V228L230 226V221H236L235 219L236 218H239L238 216H239V214ZM23 214V213H22ZM81 214H84V213H81ZM81 214H78V217L79 216H81ZM108 214V213H107ZM213 214L214 215H216V216H213ZM218 214H221V216L219 217V215ZM222 214H225V215H222ZM14 215V214H13ZM51 215H54V214H52L51 213ZM60 215H58V216H60ZM116 215V214H115ZM128 214H126V216H127ZM131 215V214H130ZM197 215V214H196ZM21 216V217H20ZM58 216H56L55 215V218H58ZM71 216H73V215H71L70 214V216L68 217V218H70ZM124 216V215H123ZM122 216V217H123ZM241 216V215H240ZM10 217V220L11 219H13V217L11 218ZM64 217H63V219H64ZM86 217V216H85ZM87 217H89V216H87ZM96 217V216H95ZM95 217H93V218H95ZM116 217V216H115ZM125 217V216H124ZM131 218H132V216H130ZM4 218V217H3ZM3 218H1L2 219V221H4L3 220ZM60 218H61V216H60ZM83 218H84V216H83ZM90 218V220H88V219H85L84 218V220H81V218H80V220H79V218H78V223H79V225H78V228H77V230L78 229H80V228H82V227H84V226H82V227H80L79 228V226H81V225H83L85 222H88V221H90L89 223H92V224H96V219H94V220H91L92 218L91 217H89ZM97 218V217H96ZM113 218H114V215H113ZM117 218V217H116ZM119 218V217H118ZM130 218V219H131ZM1 219H0V221H1ZM5 219V218H4ZM20 219H19V222H20ZM53 219V218H52ZM62 219V218H61ZM61 219H59V221H61V222H65L64 223V225H67L66 224V222L67 223H73V226L75 225L74 224V221H73V219H72V217H71V219H64V220H61ZM128 219V218H127ZM125 220V218L124 219H119V223H121V225H122V223H123V225H122V228H123V226H127V224L126 225H124L125 224V222L126 223H129L130 224V222L132 223L133 222V224L135 225V223L134 222H136V221H134V220H130V219H128V220ZM234 219V220H233ZM14 220V219H13ZM12 220V222H16V223H13V224H16V225H19V223H17V221H13ZM15 220H17V219H15ZM58 220V219H57ZM130 220V221H129ZM6 221V220H5ZM240 221V220H239ZM10 222V221H9ZM11 222V223H12ZM114 222H116V220L114 221ZM3 222H0V224H2ZM20 223H22V220H21V222ZM32 223H30V222H24V223H22V224H20L19 226H17L18 228L20 227V228H22V227H25L26 229H28V227L32 224ZM77 223V224H78ZM108 223H110L111 224V221L109 220V222ZM116 223H118V222H116ZM118 223V224H119ZM141 223V224H142ZM198 223V224H199ZM13 224H11V225H13ZM86 224V223H85ZM136 224H138V223H136ZM71 225V224H70ZM69 225V227H71V229H73L72 227L73 226H70ZM105 225H106V223H105ZM104 224L103 225H101V226H99V227H97V225H95V227H94V229H93V231H92V234H93V236L91 237V238H89V239H87L89 242H90V245H95V247L97 248L99 245H98V243L97 242H99L101 245H102V243L100 242V241H102L103 239H105V237H107V235L105 236V234H106V229H107V226H105ZM117 225V224H116ZM140 225V224H139ZM14 226V225H13ZM32 226V225H31ZM43 226H44V224H43ZM76 226V225H75ZM112 226H113V224H112ZM119 226V229H120V224L118 225ZM138 226V225H137ZM16 227V226H15ZM87 227V226H86ZM13 228V227H12ZM11 228V229H12ZM19 228V229H20ZM33 228V229H34ZM58 228L59 227H57V230H58ZM61 228H63V227H60L59 229H60V231H61ZM65 228H68V227H64V229ZM122 228H121V230H122ZM127 229H129L130 231H131V229H133L134 231H137V227H132L131 225L130 226H127L126 227ZM139 228H140V226H139ZM23 229V228H22ZM30 229V228H29ZM33 229H31V230H33ZM56 229V228H55ZM75 229H76V227H75ZM75 229H74V231H75ZM88 229V228H87ZM124 229V228H123ZM38 230V229H37ZM76 230V235H78V231ZM85 230V229H84ZM89 230V229H88ZM218 231V232H220L221 233V235L219 236V237H217L218 239H223V241L224 240H227V242L229 241V242H231V243H229V246L228 247H230V246H232L233 248L231 249V250H229V251H226V252H223V253H217V252H212L211 251V248H210V246H209V244L207 243V237H206V235H207V233H208V235H209V232H211L212 233V231ZM28 231V230H27ZM81 231V230H80ZM83 231V230H82ZM86 231V230H85ZM89 231H91V230H89ZM35 232L36 231H34V235H36L35 234ZM43 232V231H42ZM88 232V231H87ZM108 232V231H107ZM188 232H190V233H188ZM201 232V233H200ZM28 233V232H27ZM30 233L32 234V236H33V232L32 231H30ZM67 233H69V232H67ZM66 233V234H67ZM83 233V232H82ZM82 233H80L81 235H82ZM182 233H187V234H189L190 236H191V234L193 235L192 236V238H194V235L196 234V233H199V234H204V242H203V244L202 245H200V246H202L201 247V249L199 250V252L197 251V249L196 248H194L193 250H187V249H185V248H182V251L180 250V249H178V245L179 244H181L182 243V245H186V242H187V244L188 243H190L191 242V240L188 242V241H186V242H184L183 241V238L182 239H180L179 238V236H181L182 235ZM215 233V232H214ZM217 233V232H216ZM38 234V233H37ZM42 234H44V233H42ZM75 234V233H74ZM88 234V233H87ZM89 234H91V232H89ZM91 234V235H92ZM186 234V235H187ZM27 235V234H26ZM38 235H41V231H40V234H38ZM63 235H64V233H63ZM75 235V236H76ZM90 235V236H91ZM188 235V236H189ZM53 236V235H52ZM80 236V235H79ZM83 236H84V234H83ZM87 236V238L89 237L88 235H86ZM135 236V234L134 235H132V231H131V236H130V238L129 239H124V242H123V244L124 243H128L129 241H134L135 240V238L136 237H134ZM187 236V237H188ZM189 236V237H190ZM27 237H29V235L27 236ZM40 237V236H39ZM46 237L48 238H52L50 235H47L46 234ZM78 237V236H77ZM82 237V236H81ZM109 237V236H108ZM201 237V236H200ZM25 238H26V236H25ZM42 238H45V234H44V237H43V235H42ZM42 238H40V239H42ZM84 238V237H83ZM83 238H82V240H83ZM125 238H127V237H125ZM28 239V241L26 240L25 242H29V241H31V244H34V243H32V241H33V239L31 238L30 240H29V238H27ZM46 239V238H45ZM44 239V240H45ZM81 239V238H80ZM79 239V240H80ZM108 239H110V238H108ZM186 239H188V238H186ZM190 239V238H189ZM184 240H185V238H184ZM215 240V239H214ZM217 240V239H216ZM84 241H85V243H86V239H84ZM104 241V240H103ZM106 241V240H105ZM164 241H166V242H164ZM203 241V240H202ZM25 242H23V244H25ZM34 242V241H33ZM73 242V241H72ZM79 242H81V241H79ZM91 242H94V244L92 243L91 244ZM193 242V241H192ZM71 243V242H70ZM82 243H83V241H82ZM227 243V244H228ZM30 244V245H31ZM72 244V243H71ZM71 244H69V245H71ZM74 244H75V242H74ZM74 244H72V247H74L73 245ZM77 244H79L78 242H77ZM88 244V243H87ZM97 244V245H96ZM104 244H105V242H104ZM192 243H190V245H191ZM27 245V244H26ZM28 245H29V243H28ZM57 245V244H56ZM69 245H67V246H69ZM81 245V244H80ZM83 245V244H82ZM100 245V246H101ZM50 246V245H49ZM66 246V247H67ZM79 246V245H78ZM183 246V247H184ZM27 247V246H26ZM30 247V246H29ZM28 247V248H29ZM65 246H64V249L66 248ZM71 247V246H70ZM187 247V246H186ZM27 248V249H28ZM96 248H95V252H91L92 254H91V256L92 257H96L97 256V251H96ZM171 248H173V249H171ZM210 248V249H209ZM109 249H111V248H109ZM31 250V249H30ZM69 250V249H68ZM75 251V249H72V251ZM117 251H118V249H116ZM120 250V249H119ZM178 250V251H177ZM180 250V251H179ZM29 251V250H28ZM63 252H64V250H62ZM123 251V250H122ZM65 252H66V250H65ZM64 252V254H66ZM89 252V251H88ZM120 252H121V250H120ZM29 253V252H28ZM44 255L45 256H47L48 254V252H45L44 251ZM79 252H77V253H75V254H77L78 256H79V254H78ZM83 252H81V254H82ZM85 253V252H84ZM86 253H87V251H86ZM121 253H123V252H121ZM121 253H120V255H121ZM23 254V253H22ZM47 254V255H46ZM53 254V253H52ZM73 254V253H72ZM192 254V255H191ZM213 254H215V257H213L212 255ZM85 256L86 255H88V256H90L89 255V253H87V254H84ZM84 255H82V256H84ZM22 256V255H21ZM24 256H27V254L25 255L24 254ZM49 256V255H48ZM47 256V257H48ZM50 256H51V252H50ZM66 256H68V257H70V254L68 255H65V257ZM76 255H74L73 257H75ZM81 256V257H82ZM90 256V257H91ZM118 256V255H117ZM20 257V256H19ZM28 257V256H27ZM61 257H62V254H61ZM63 257H64V255H63ZM62 257V258H63ZM72 256H71V259L73 258ZM80 257V256H79ZM120 257V256H119ZM22 258V257H21ZM21 258H19V261H20V259ZM43 258L45 259V257L43 256ZM42 258V259H43ZM78 258V257H77ZM83 258V257H82ZM82 258H78L79 260H81ZM40 259V258H39ZM48 259V261H51L50 260V257H48L47 258ZM51 259H52V257H51ZM64 259V258H63ZM70 259V258H69ZM76 259V258H75ZM85 259H87L86 257H85ZM46 260V259H45ZM52 260H54V259H52ZM61 260V259H60ZM66 260V259H65ZM23 261V260H22ZM27 261H28V259H27ZM83 261H85L84 259H83ZM23 262H25V261H23ZM29 263H30V261H28ZM40 262H41V259H40ZM43 262V261H42ZM41 262V263H42ZM66 262V261H65ZM81 262V261H80ZM26 263V262H25ZM40 263V264H41ZM47 263V262H46ZM67 264H68V262H66ZM76 263H77V261H76ZM79 263V262H78ZM84 263V262H83ZM44 264H45V262H44ZM60 264H61V262H60ZM62 264H64L63 262H62ZM80 264V263H79Z\"/></svg>",
	"mask_w": 264,
	"mask_h": 264
},
{
	"label": "crops",
	"instance_id": "0c3cea01",
	"mask_svg": "<svg viewBox=\"0 0 264 264\" xmlns=\"http://www.w3.org/2000/svg\"><path fill=\"white\" fill-rule=\"evenodd\" d=\"M10 102H12V101H11V99L8 96L0 94V104H4L5 105V104H8Z\"/></svg>",
	"mask_w": 264,
	"mask_h": 264
}]
</instances>
